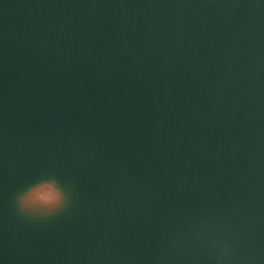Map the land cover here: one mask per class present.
I'll return each instance as SVG.
<instances>
[{"label":"water","instance_id":"1","mask_svg":"<svg viewBox=\"0 0 264 264\" xmlns=\"http://www.w3.org/2000/svg\"><path fill=\"white\" fill-rule=\"evenodd\" d=\"M53 173L70 207L20 214ZM264 264V0H0V264Z\"/></svg>","mask_w":264,"mask_h":264},{"label":"clouds","instance_id":"2","mask_svg":"<svg viewBox=\"0 0 264 264\" xmlns=\"http://www.w3.org/2000/svg\"><path fill=\"white\" fill-rule=\"evenodd\" d=\"M14 204L24 216L49 219L70 207L71 193L57 175L49 173L19 191L14 197ZM206 243L210 251L219 249L218 264H228L233 253L230 243H222L214 232L208 236Z\"/></svg>","mask_w":264,"mask_h":264}]
</instances>
